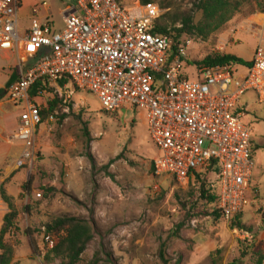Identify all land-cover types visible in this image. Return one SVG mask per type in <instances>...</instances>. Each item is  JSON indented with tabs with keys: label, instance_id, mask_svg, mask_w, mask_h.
Segmentation results:
<instances>
[{
	"label": "rangeland",
	"instance_id": "rangeland-1",
	"mask_svg": "<svg viewBox=\"0 0 264 264\" xmlns=\"http://www.w3.org/2000/svg\"><path fill=\"white\" fill-rule=\"evenodd\" d=\"M119 1L125 6L141 2ZM151 1L165 6L161 25L180 27L186 16L201 19L198 0ZM43 2L53 29L60 31L73 0H25L17 12L20 26L28 25L32 9ZM263 8L264 0H253L206 41L192 38L193 60L225 54V42H232L227 38L235 33L227 49L249 57L255 44L264 45V14L258 13ZM32 61L19 58L28 63L25 68ZM5 65L0 57V87L6 85ZM51 86L35 104L45 108L55 94L62 103L36 128L33 158L15 167L3 184L17 211L15 226L4 238L13 248L10 264H59L46 260L43 235L46 224L63 217L87 220L96 230L78 264H88L95 253L110 259L100 264H258L264 255V104H258L255 93L246 95L255 109L243 121L254 131L252 184L258 196L248 194L250 203L240 216L244 232L212 215L213 207L197 198L194 176L177 182L153 173L159 151L149 137L145 112L126 107L107 114L94 95L71 84L60 90ZM12 110L22 113L21 106Z\"/></svg>",
	"mask_w": 264,
	"mask_h": 264
},
{
	"label": "built area",
	"instance_id": "built-area-1",
	"mask_svg": "<svg viewBox=\"0 0 264 264\" xmlns=\"http://www.w3.org/2000/svg\"><path fill=\"white\" fill-rule=\"evenodd\" d=\"M20 3L0 0V53L33 60L28 68L19 62L20 74L4 96L6 102L24 104L12 135L23 144L18 168L34 156L41 121L39 107L29 100L30 88L45 78L60 90L58 82L66 80L94 95L104 113L126 107L145 112L159 151L153 173L184 182L211 171L210 188L226 222L244 212L248 194L257 198L252 130L238 102L253 92L264 104V45L255 47L251 65L238 74L236 67L196 65L190 58L195 41L186 35L155 33L161 14L155 3L73 0L64 27L56 31L43 2L33 8L24 32L17 16ZM43 242L52 249L57 240L44 234Z\"/></svg>",
	"mask_w": 264,
	"mask_h": 264
},
{
	"label": "trees",
	"instance_id": "trees-1",
	"mask_svg": "<svg viewBox=\"0 0 264 264\" xmlns=\"http://www.w3.org/2000/svg\"><path fill=\"white\" fill-rule=\"evenodd\" d=\"M62 1V0H61ZM118 3L122 4L119 0ZM253 0H198L196 3V11L201 13V19L194 22L193 17L186 16L180 19V27L161 25L158 22L155 33L169 35L174 38L186 35L189 38H196L206 41L213 33L219 31L233 16L238 13L244 6L249 5ZM142 4L154 3L151 0H141ZM161 6L160 9H164ZM264 14V8L258 11ZM178 20L173 21L176 23ZM193 40V39H192ZM194 41V40H193ZM196 65L204 66H229V67H249L251 62H246L243 59L230 54H221L215 56H206L199 61L193 60ZM16 75L10 78L3 89H0V102L3 101L6 90L14 82ZM66 80L59 81V87L63 88L68 84ZM50 87V83L45 78H41L35 82L30 88L29 100L35 103L38 95L42 94ZM62 103V98L55 94L54 98L47 102L45 108H40V126L54 111L58 104ZM37 126V127H38ZM153 171V168H152ZM211 171L206 174L195 173L194 177L199 183L197 198L207 205L213 207L212 215L215 218L221 217L217 208L218 197L210 188V181L208 176ZM2 176L0 171V177ZM0 198L7 205L8 212L3 218V225L0 229V264H10L13 255V248L4 242L5 236L14 228V220L17 216V211L12 203V198L7 194L3 184L0 186ZM236 215L232 219L231 227L238 228L240 231L246 232L244 225L241 224L240 216ZM96 230L93 224L87 220H82L75 217L59 218L49 224H46L44 234L57 238V243L52 249L48 250L46 260H58L59 264H78L81 262V257L84 254L87 245L94 239ZM242 257H246V252L242 253ZM110 259L102 260V258L95 253L88 264H100L105 261L109 263ZM264 262V255L259 256L258 264Z\"/></svg>",
	"mask_w": 264,
	"mask_h": 264
},
{
	"label": "crops",
	"instance_id": "crops-1",
	"mask_svg": "<svg viewBox=\"0 0 264 264\" xmlns=\"http://www.w3.org/2000/svg\"><path fill=\"white\" fill-rule=\"evenodd\" d=\"M24 1L25 0H23V1L21 0V3L19 5V9L22 5V2L24 3ZM24 4L25 5L29 4V1L25 2ZM32 11H33V9H32ZM18 21H19V18H18ZM28 26H29V21H28V25L25 28H22L20 26V23H19L20 32H24L28 28ZM240 33H244V32H240ZM235 35H236V33L233 35V37L227 38L228 40H233V41L230 43L225 42L226 43L225 44L226 46L224 45L225 46V48H224L225 54L235 55V53L233 51L227 49L229 45L234 44V36ZM257 45H259V44H257ZM257 45L255 44V46L252 50V53L249 57H241V56H237V57L243 59L246 62H251L252 57H253V51ZM192 54H193V52H192ZM0 57H1V59H3V61L6 62V65L4 67V71L6 72L5 83L6 84L8 83V81L13 76V74L16 75L15 80H17V78L20 74V71H21L18 57L15 56L14 54H9V53H0ZM190 58H192L191 54H190ZM26 64H28V63H25L23 65V67ZM30 65H31V63H30ZM238 68L243 69V71L240 72L238 70ZM238 68H236L238 74H243L245 72L244 70L246 69V67L238 66ZM4 87H0V89H3ZM248 93L243 95L239 99V102H238V110H242L244 112V114L247 113L248 111L250 112L251 110L255 109L254 104L249 103V99L246 97V95ZM3 101H4V99H3ZM3 101L0 102V171L2 174V176L0 177V186L2 184H4L5 180L8 177H10V175L12 174L13 171H15L14 169H15V167H17V161L19 160L21 153L23 151V144L22 145L17 144V141H14L12 138V135L16 132L17 127H18V120H19V114H20L19 112H17V110L13 111L12 109H14L18 106H21V108H22L21 112H22L24 110V104L23 103H9L6 101H4V102H6V103H4ZM258 104H260V103H258ZM249 127H250V125H249ZM250 128H252V127H250ZM251 130H252V150H253L252 153H253V156L255 157L256 146L253 143V132L254 131H253V129H251ZM6 210H7V206L0 198V229L3 225V218L6 214Z\"/></svg>",
	"mask_w": 264,
	"mask_h": 264
},
{
	"label": "bare ground",
	"instance_id": "bare-ground-1",
	"mask_svg": "<svg viewBox=\"0 0 264 264\" xmlns=\"http://www.w3.org/2000/svg\"><path fill=\"white\" fill-rule=\"evenodd\" d=\"M261 18L264 19V17H261ZM262 19H261V20H262ZM263 21H264V20H263Z\"/></svg>",
	"mask_w": 264,
	"mask_h": 264
}]
</instances>
